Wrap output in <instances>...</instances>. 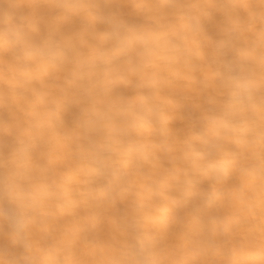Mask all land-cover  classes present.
Returning a JSON list of instances; mask_svg holds the SVG:
<instances>
[{
	"label": "clouds",
	"instance_id": "clouds-1",
	"mask_svg": "<svg viewBox=\"0 0 264 264\" xmlns=\"http://www.w3.org/2000/svg\"><path fill=\"white\" fill-rule=\"evenodd\" d=\"M0 264H264V0H0Z\"/></svg>",
	"mask_w": 264,
	"mask_h": 264
},
{
	"label": "bare ground",
	"instance_id": "bare-ground-1",
	"mask_svg": "<svg viewBox=\"0 0 264 264\" xmlns=\"http://www.w3.org/2000/svg\"><path fill=\"white\" fill-rule=\"evenodd\" d=\"M73 110H75V108H73ZM57 147L59 148L60 146L59 145H57ZM54 159H58L57 157H54Z\"/></svg>",
	"mask_w": 264,
	"mask_h": 264
}]
</instances>
